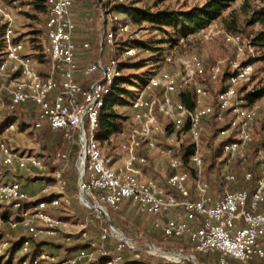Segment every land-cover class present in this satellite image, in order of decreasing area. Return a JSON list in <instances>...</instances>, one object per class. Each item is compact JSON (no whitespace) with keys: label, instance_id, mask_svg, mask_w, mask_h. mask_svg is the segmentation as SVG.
<instances>
[{"label":"built area","instance_id":"obj_1","mask_svg":"<svg viewBox=\"0 0 264 264\" xmlns=\"http://www.w3.org/2000/svg\"><path fill=\"white\" fill-rule=\"evenodd\" d=\"M39 1L46 7V19L34 41L30 34H23L19 24L21 16L38 11ZM76 1L0 0V166L8 172L0 171V264H200L197 254H216L218 264L264 261V148L259 151L262 175L254 181L253 190H231L236 176L225 172L219 198L212 196L203 178L204 155L200 150L203 121L212 116L228 122L219 132L224 139L230 138L222 145L228 162L237 156L244 158L245 147L253 139L259 106L247 99L248 88L242 90L254 72V62L244 58L247 50L249 58L256 57L252 36L245 39L242 34L216 29L211 22L180 40L182 44L195 34L205 38L220 35L235 48L236 54L228 62L226 85L213 103L206 102L209 91L200 78L219 81L224 74L222 62L207 67L198 54L175 56L173 51L166 52L164 63L176 62L180 68L176 72L162 68L149 75L131 95L134 125L125 133L121 157L115 159L101 149L98 117L116 79L122 76V59L138 54L139 32L132 30L127 19L113 16L123 15L114 10L116 5L132 0H98L103 19L101 51L117 45L121 51L119 56L108 60L100 56L84 66L79 64L78 49H88L89 44L75 42L77 24L72 8ZM106 8L112 28H108ZM187 87L194 89L193 108L175 97ZM161 118L181 142L188 137L194 148L189 157L195 168L194 196L188 185L190 173L172 149L165 152L172 170L165 183L145 174L148 160L141 150L156 148V137L166 132ZM26 120H31L34 132L48 126L77 146L73 161L75 198L96 220V235H88L87 220L71 230L69 220L53 213L72 204L66 190L72 149L48 155L19 148L12 134ZM48 163L55 165L52 181L37 194L25 189L23 182L7 177L17 171L45 169ZM243 178L251 181L253 175L247 171ZM126 204L151 218L166 247L146 239H142L144 247H139L136 239L112 223V211ZM57 237L74 241L56 247L52 243ZM175 239H183L186 247L169 246Z\"/></svg>","mask_w":264,"mask_h":264},{"label":"rangeland","instance_id":"obj_2","mask_svg":"<svg viewBox=\"0 0 264 264\" xmlns=\"http://www.w3.org/2000/svg\"><path fill=\"white\" fill-rule=\"evenodd\" d=\"M8 1V0H1ZM80 2V12L77 15V30L75 32V40L78 45L83 43H88L89 48L83 49L79 47L78 49V60L79 64L85 65L86 63L93 61L96 56L101 51V45L99 44L100 35V21L96 12V0H77ZM207 0H135L139 7H149L150 9H171V10H184L195 5H202ZM243 0H235L232 2L230 7L223 11V16H229L231 13L236 16V30H230L220 19L213 21L216 29L224 28L228 32L233 33L234 31L242 34L246 39L254 35V33L260 29L258 25L247 26L246 20L248 18L247 14L242 11L241 4ZM79 10V9H78ZM118 19L124 18L123 15L115 13ZM106 17L108 28H112L113 22L109 14L108 8H106ZM46 19L45 13L36 11L34 14H26L21 16L19 28L23 31V34H30V38L33 37V31H41L44 26V21ZM103 23V19L101 20ZM131 27L133 31L139 32L140 40L136 41V47L138 48V54L136 57L122 59L124 63L122 75L128 76L133 79L135 86L129 85V90L131 94L127 96V103L119 104L115 106V110L118 114L122 116L120 129L116 130L110 137L108 141L100 142L101 149L103 147V153L107 155H112L115 159H119L122 155L121 143L125 139V133L130 131L134 125V112L131 107V95L137 91L139 83L144 79L148 78L149 75L158 73L162 68L170 72H176L179 70V65L175 62L172 64L164 63V54L173 51V55L179 56L181 54H198L206 66L209 67L217 62H222L224 66V73L227 72L228 62L235 56V48L233 46L227 45L224 39L220 35H214L211 38H205L202 35L195 34L193 39L182 44H175L173 46L167 43L169 38L168 34L162 32L161 30L155 29L152 25L143 21L141 23H135L131 21ZM119 46H115L112 50L108 48L107 58H112L115 49ZM107 49V48H106ZM159 49L161 52L159 53ZM117 50V49H116ZM121 49H119V56ZM245 59H251L254 62V72L251 81L245 84L242 90L247 89H258L264 87V61L258 59V51L255 49L256 57L252 59L248 56V50L245 52ZM143 61L144 64L141 68H133L130 64ZM202 84L209 91V98L206 100L207 103H213L214 99L222 86V78L219 81L212 82L209 78H200ZM138 84V85H137ZM245 91V92H248ZM157 92H154L156 94ZM176 94L175 97H177ZM259 106V114L256 120L255 133L253 135L252 141L245 147L244 158L242 156H237L231 161H227V158L222 155V150L216 163L209 170L207 169L204 173V180L210 185V191L213 196H219V189L223 174L225 172L235 173L236 176L240 178L243 170L247 168L257 169L259 151L264 148V96L256 101ZM27 123H20L19 128L12 134L15 144L24 150H35L43 151L45 154L51 155L60 149L68 147L63 144L60 139H54V136L49 134H44V132H34L31 130V120ZM161 122L167 130L164 134L158 135L155 140L156 148L151 150H143V153L148 160L147 165L144 167L145 174L147 176L156 177L162 183L166 182V178L170 173V167L167 155L165 154L167 149H172L173 153L182 156L183 143L188 142V137L180 141V136L178 134L172 133L171 128L168 126V122L161 118ZM216 124L221 127L226 124L225 121L214 122L212 118H208L203 121V131L201 136L200 150L204 155L205 169L212 164V147L210 146L211 137L214 136V126ZM215 125V126H216ZM213 143L218 145L220 141L224 140V137L219 136V133L215 135ZM181 143V144H180ZM214 145V146H215ZM76 146L72 148L71 154V164L66 172V190L68 196L72 199V204L70 206H63L53 210V213L59 217H63L70 221V229L77 230L78 222L87 220L89 222L88 235L94 236L98 232V224L91 213L82 208L75 198L77 192V177L74 170L73 161ZM54 165L48 163L45 169L37 170L33 173L17 171L10 173L9 179H16L25 184H27L32 190V194H37L41 187L46 183H51V174L54 170ZM190 168V167H188ZM183 169H187L186 166ZM0 171L3 173H8L0 166ZM195 178L192 176L188 180V185L190 188L194 186ZM113 219L117 221V228L122 231H127L130 235L137 240L139 247H144V237L151 239L148 240L161 247H166L162 245L159 234L152 227L151 218L145 215L138 214L134 207L130 204L124 205L118 212H113ZM119 223V225H118ZM55 241V242H54ZM73 238L66 242L62 237H57L53 240V246L65 245L66 243L73 242ZM169 246L173 247H186L185 241L173 240ZM63 254V250H61ZM198 261L200 264H217L216 254L209 256H201L197 254ZM161 261V260H159ZM188 264V263H187ZM256 264H264L257 262Z\"/></svg>","mask_w":264,"mask_h":264},{"label":"trees","instance_id":"obj_3","mask_svg":"<svg viewBox=\"0 0 264 264\" xmlns=\"http://www.w3.org/2000/svg\"><path fill=\"white\" fill-rule=\"evenodd\" d=\"M154 1V0H152ZM235 0H207L202 5H195L190 8L184 9V10H171V9H150L149 7H139L135 0H132L128 4H118L115 6L114 10L117 12H120L123 14L124 18L127 19L130 23L131 21L135 23H141L143 21L149 22L153 28L161 30L162 32L168 34L169 38L167 40V43L171 46L179 44L180 40L182 38H185L187 35L195 32L197 29L217 20L220 19L221 22H223L230 30H236V23L237 18L232 13L229 16H223V11L228 9L232 2ZM96 12L97 16L100 21V27H101V17L98 12V5L99 1L96 0ZM36 8L39 12L46 13V7L43 4L42 1H39L36 4ZM243 12H245L248 16L246 20L247 26H253L258 25L260 29H258L254 35H252V44L255 47V49L258 51V59L264 61V0H243L241 7ZM75 20V19H74ZM76 22V21H75ZM77 24V22H76ZM132 24V23H131ZM77 30V28H76ZM42 31L34 30L33 31V37L32 40H36L37 36ZM233 33H238L234 31ZM240 34V33H238ZM76 42V40H75ZM100 44V43H99ZM118 44V42H117ZM117 49V50H116ZM114 55L112 57H115L119 53L120 47L116 48ZM159 53L161 52V49L158 50ZM108 48L104 47L102 51L96 56L95 59L102 58L104 60H108L110 58H107ZM94 59V60H95ZM144 62L140 61L134 64H130L133 68H141L143 66ZM124 63H122L121 68L123 70ZM228 72H225L221 78H222V86L220 88L223 89L227 82ZM145 82V79L139 83L142 84ZM135 82L133 79L129 78L128 76H120L116 79L114 85H113V91L112 93L106 98L103 107L99 111V127L97 130V136L99 139V142L108 141L109 137L116 131L120 129V123L122 116L118 114L115 110V106L119 104H125L127 103V96L131 94V91L129 90V85L135 86ZM85 84V81L83 83ZM138 85V84H137ZM177 97L180 101H182L185 105H187L190 108L194 107V89L193 87H187L184 89H180L177 93ZM264 96V87L258 88V89H252L246 92V97L252 102H256L261 97ZM212 118V121L219 122ZM226 124L218 127L215 123L214 126V136L217 135L221 129L227 127L228 122L225 121ZM24 123H29L27 120ZM31 123V122H30ZM216 125V126H215ZM187 129V124L185 125L184 130ZM41 132H44V134H49L54 136V139H60V141L63 144H66L68 147L64 149H60L61 151L70 150L73 148V146H76L72 144L71 142L59 137L58 134H55L51 131V129L46 126L41 130ZM214 136L211 137L210 146L212 147V164L209 165V167H206L205 169V161L203 162V171L206 173L207 169L209 170L211 167H213L216 163L217 158L219 157V154L222 150V145L224 142H227L230 140V138L224 139L220 141L218 145H215L213 143ZM189 139V138H188ZM264 144V143H263ZM215 145V146H214ZM183 152H182V160H183V166H186V170L190 173V176L195 177V168L190 163V155L193 153L194 148L192 144L188 142L183 143ZM77 149V146H76ZM59 151V150H58ZM76 151V150H74ZM143 152V150H141ZM55 167V165H54ZM190 167V168H188ZM250 171L253 175V179L251 181H246L243 178V175L245 172ZM172 173V170H170L169 175ZM235 174V173H234ZM262 175L261 169L259 166V157H258V163H257V169L247 168L243 170L242 175L240 178L236 176V181L230 184L231 190H240V189H248L253 190L254 188V181L259 178ZM77 177V175H76ZM151 177V176H150ZM156 178V177H153ZM157 179V178H156ZM159 180V179H158ZM225 184L224 180V174L221 180L220 189H219V196H213L214 198H219L223 193V186ZM192 196H194V188H190ZM44 199V198H43ZM47 199V197L45 198ZM118 212V211H117ZM112 223L115 225L117 224V221L113 219L112 215ZM119 225V223H118ZM116 226V225H115ZM117 227V226H116ZM156 231V230H155ZM125 232V231H124ZM157 234H159L156 231ZM125 234L131 238H133L130 233L127 231ZM144 239H148L152 241L149 238L144 237ZM177 241H184L183 239H175ZM217 260V259H216ZM257 262L264 263L263 260L260 259H254L250 264H256ZM217 263V261H216ZM218 264V263H217ZM229 264H240L236 260H230Z\"/></svg>","mask_w":264,"mask_h":264},{"label":"crops","instance_id":"obj_4","mask_svg":"<svg viewBox=\"0 0 264 264\" xmlns=\"http://www.w3.org/2000/svg\"><path fill=\"white\" fill-rule=\"evenodd\" d=\"M79 4H80V2H79V1L77 2V1H76V3L74 4V6H73V8H72L73 17H74L75 21L77 20V15L79 14L80 9H81V7H80ZM78 9H79V10H78ZM75 37H77V36H75ZM78 61H79V60H78ZM80 66H84V65H81V64H80ZM78 79H79L81 82L84 81V78H82V76H81L80 74H78ZM102 150H103V147H102ZM23 186H24L25 189L29 190V192L32 194V190L30 189V187H29L27 184L23 183Z\"/></svg>","mask_w":264,"mask_h":264},{"label":"water","instance_id":"obj_5","mask_svg":"<svg viewBox=\"0 0 264 264\" xmlns=\"http://www.w3.org/2000/svg\"><path fill=\"white\" fill-rule=\"evenodd\" d=\"M151 246L154 247L153 244H151Z\"/></svg>","mask_w":264,"mask_h":264}]
</instances>
